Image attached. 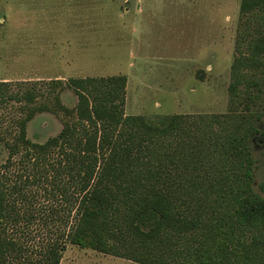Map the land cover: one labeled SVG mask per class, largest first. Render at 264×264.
Here are the masks:
<instances>
[{"label": "trees", "instance_id": "obj_1", "mask_svg": "<svg viewBox=\"0 0 264 264\" xmlns=\"http://www.w3.org/2000/svg\"><path fill=\"white\" fill-rule=\"evenodd\" d=\"M240 9L264 13V0H241ZM248 50L234 59V75L263 64L264 33ZM234 79L239 86L245 78ZM9 83L0 80V108L14 100L23 113L0 165V264H25L10 230L29 219L19 203L42 178L73 217L46 243L39 264H60L68 243L141 264H264V195L254 191L248 143L259 130L249 114L126 115L125 74L70 77L74 107L56 92L61 79L47 82L41 104L35 89L12 91ZM44 111L66 120L41 143L27 126ZM19 155L28 174L14 178Z\"/></svg>", "mask_w": 264, "mask_h": 264}, {"label": "rangeland", "instance_id": "obj_2", "mask_svg": "<svg viewBox=\"0 0 264 264\" xmlns=\"http://www.w3.org/2000/svg\"><path fill=\"white\" fill-rule=\"evenodd\" d=\"M240 4L241 0H0V80L9 81L12 91L35 89L36 104H41L49 96L47 82L61 79L56 92L65 105L74 107L78 97L66 85L70 77L125 74L126 115L143 114L157 121L176 113L193 118L249 114L259 130L248 142L255 159L254 191L264 195V58L259 67L238 75L232 69L234 59L250 54L249 43L264 33V13L243 14ZM234 78L245 79L238 86ZM20 106L14 100L1 105L0 165L9 157L5 140L17 132ZM65 120L62 112H37L28 123V137L45 142L60 133ZM20 158L16 156L10 168L14 178L28 174ZM42 179L19 203L29 219L22 218L10 230L25 249V264H39L46 243L62 233L65 218L73 217L63 212L61 194L53 196L51 182ZM60 264L141 263L68 243Z\"/></svg>", "mask_w": 264, "mask_h": 264}]
</instances>
